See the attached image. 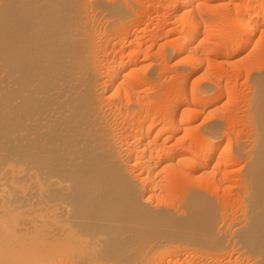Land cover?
Segmentation results:
<instances>
[{"label":"bare ground","instance_id":"6f19581e","mask_svg":"<svg viewBox=\"0 0 264 264\" xmlns=\"http://www.w3.org/2000/svg\"><path fill=\"white\" fill-rule=\"evenodd\" d=\"M0 264H264V0H0Z\"/></svg>","mask_w":264,"mask_h":264},{"label":"rangeland","instance_id":"374dc122","mask_svg":"<svg viewBox=\"0 0 264 264\" xmlns=\"http://www.w3.org/2000/svg\"><path fill=\"white\" fill-rule=\"evenodd\" d=\"M231 6H232V9H234V8H233V4H232ZM230 8H231V7H230ZM146 11H147V12H146ZM146 11H144L143 14H144V15L146 14L145 16L147 17V15L149 14V12H148V10H146ZM149 11H150V9H149ZM224 11H225V12H224ZM221 12H222V13H221ZM226 12L228 13L227 10H225V9L222 10V9H221V10L219 11V13H218V12H217V13L219 14V16H221V15H226V14H227ZM223 13H224V14H223ZM225 13H226V14H225ZM144 15H143V17H144ZM146 17H145V18H146ZM217 17H218V16H217ZM145 18H144V19H145ZM146 19H147V18H146ZM154 22H155V24H156L157 20H155ZM153 24H154V23H153ZM147 36H148V35H144L145 38L143 37V40H145V41H144V46H145V44L148 43V42H149L148 44L152 43V40H148L149 37L147 38ZM146 38H147V39H146ZM147 40H148V41H147ZM146 41H147V42H146ZM145 42H146V43H145ZM148 44H147V45H148ZM154 49H155V48H154ZM153 51L155 52L156 49L153 50ZM215 66H216V65H215ZM215 66H213V67H215ZM167 70H168V69H166V70L163 71V74H164L163 76H164V77H167V76H170V75H171L170 72H169L170 70H169V71H167ZM225 70H226V69H221V70H220V73L223 72L221 75L224 76L225 78H227V77H231V76H232L231 78H234V77L236 76L235 74H233V73L230 72L229 70H227V72H228V71H229V72L226 74V71H225ZM221 71H222V72H221ZM165 72H166V73H165ZM167 72H168V73H167ZM230 73H231V74H230ZM167 74H169V75H167ZM232 74H233V75H232ZM243 74H244V73H241V76H239V78H240V77L243 78V76H245V74H244V75H243ZM226 76H227V77H226ZM242 78L238 79L239 81H238V83H237V84H239V82H240L241 85L239 84L240 86H239V85H236V87H235V88H236V89H235V92H236L237 96H236V94H234V96H235V97H234V100H233L234 102H233V101L228 102V103L226 104V106L221 110L220 115H219V116H221V117L224 116L222 119H224L225 122H228V120H230V118H231L230 121L234 120L235 122L232 121V122H234V125H233L232 122H228V123H230V125H228V126H235L236 128H237V127H238V128L242 127V122H239V123H238V121H237V120L240 121V120H241V116H242V111H241V110H242V108H241L242 105L240 106V104H241L242 101H243L242 96H241V95H243V94L240 95V93H241V90L243 91L242 93H245L246 90H247V85H245V83H243L245 77H244L243 79H242ZM241 80H242V82H241ZM242 83H243V84H242ZM239 87H240V89H239ZM244 88H245V89H244ZM238 92H240V93H238ZM238 94H239V96H238ZM240 96H241V97H240ZM235 99H236V100H235ZM241 99H242V100H241ZM239 101H240V102H239ZM238 103H239V104H238ZM234 104H235V105H234ZM238 105H239V106H238ZM234 106H236V107H234ZM237 108H238V109H237ZM239 108H240L241 110H240ZM233 109H234V110H233ZM223 110H224V111H223ZM225 110H226L229 114L232 113V114H231V117H230L229 114H228L229 117H227V115L225 116V112H226ZM228 110H229L230 112H229ZM236 110H237V111H236ZM240 111H241V112H240ZM234 112H235V114L233 115ZM238 112H239V113H238ZM236 113H238V114H236ZM226 114H227V113H226ZM239 114H241V115H239ZM219 116H218V117H219ZM232 116H233V117H232ZM221 117H219V118H221ZM225 117H226L227 119H228V118H229V119L226 120ZM236 117L239 118V119H237ZM232 118H233V119H232ZM235 118H236V119H235ZM195 120H196V123H197V121H198V123H200V122H199L200 119H195ZM200 121H201V120H200ZM236 122H237L239 125H238ZM198 123H197V124H198ZM240 123H241V125H240ZM239 126H240V127H239ZM238 128H237L238 131L243 132V131H242L243 128H240V129H238ZM235 174L237 175V173H235ZM235 174H233V175L230 177V179H228V180L230 181V183H229L228 181L225 180L224 183H223V185H224V186H225V185L227 186V184H228V185H230L231 183L233 184V183H234V179L236 178V175H235ZM232 181H233V182H232ZM225 182H226V183H225ZM218 192H219V194H218ZM215 195H217L216 198L219 199L220 202H221V201L223 202L222 197H223V199H224V196H223L222 190H218L217 193H216ZM220 195H222V197H221ZM219 197H220V198H219ZM222 202H221V203H222Z\"/></svg>","mask_w":264,"mask_h":264}]
</instances>
